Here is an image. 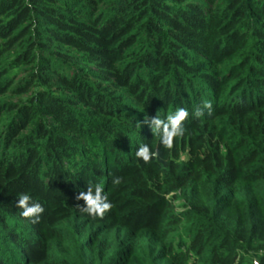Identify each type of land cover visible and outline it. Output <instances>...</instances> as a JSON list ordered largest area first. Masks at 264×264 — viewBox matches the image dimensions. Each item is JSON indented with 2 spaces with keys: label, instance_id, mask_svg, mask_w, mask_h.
<instances>
[{
  "label": "trees",
  "instance_id": "16d2710c",
  "mask_svg": "<svg viewBox=\"0 0 264 264\" xmlns=\"http://www.w3.org/2000/svg\"><path fill=\"white\" fill-rule=\"evenodd\" d=\"M178 108L169 148L145 121ZM95 184L102 217L77 199ZM20 193L38 219L20 215ZM254 260L264 0H0V264Z\"/></svg>",
  "mask_w": 264,
  "mask_h": 264
},
{
  "label": "clouds",
  "instance_id": "9594fccd",
  "mask_svg": "<svg viewBox=\"0 0 264 264\" xmlns=\"http://www.w3.org/2000/svg\"><path fill=\"white\" fill-rule=\"evenodd\" d=\"M212 109V103L209 100L202 102V106H198L193 110L194 117H201L205 114L204 110L209 113ZM188 116V111L185 108H178L175 112L168 115L166 120H161L159 117L154 116L145 123H148L151 132L157 133L161 137V142L166 147L172 146L173 137H180L185 132L183 121ZM154 155L149 150L147 144H141L137 147L135 156L147 162L150 156ZM112 183L114 185L121 183L120 177H113ZM77 199H82L84 205L81 206L82 210L89 216L102 217L111 207V203L103 188L99 184L87 186L85 191H82L77 196ZM17 206L21 209L20 215L22 217H36L43 211V208L38 202L32 201L30 195L20 193L17 199Z\"/></svg>",
  "mask_w": 264,
  "mask_h": 264
},
{
  "label": "built area",
  "instance_id": "2783aa9c",
  "mask_svg": "<svg viewBox=\"0 0 264 264\" xmlns=\"http://www.w3.org/2000/svg\"><path fill=\"white\" fill-rule=\"evenodd\" d=\"M253 264H259L257 260H254L253 261Z\"/></svg>",
  "mask_w": 264,
  "mask_h": 264
}]
</instances>
